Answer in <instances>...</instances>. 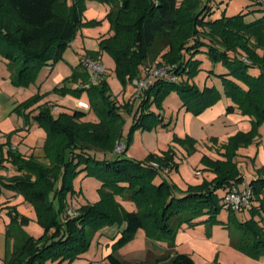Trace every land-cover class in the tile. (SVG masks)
<instances>
[{
	"label": "trees",
	"instance_id": "trees-1",
	"mask_svg": "<svg viewBox=\"0 0 264 264\" xmlns=\"http://www.w3.org/2000/svg\"><path fill=\"white\" fill-rule=\"evenodd\" d=\"M71 1L0 0V58L7 60L13 85L29 86L40 68L52 67L62 58L83 24L86 9L87 0ZM103 1L110 4L106 16L110 31L101 37L100 49L89 56L99 61L101 50H107L124 85L142 76V67L165 64L176 79L155 78L139 94L137 105L133 99L120 105L108 98L103 79L101 88H87L90 109L78 106L54 115L55 105L46 102L31 111L39 94L15 107V113L45 129L48 159L24 155L10 139L0 142V168L9 162L16 170L10 177L1 176L0 183L31 201L45 231L39 237L29 234L23 226L30 218L23 215L20 222L19 215L10 212L13 221L6 232L3 264H70L89 252L100 231L113 225L121 230L99 264H126L119 250L140 229L149 241L165 243V252L134 264H197L189 253L176 250L178 232L213 223L232 228L235 247L254 256L264 253V169L247 183L253 190L251 217L235 219L233 225L219 218L227 209L225 194L244 181L235 161L238 150L257 139V126L264 123V0H250L245 9L230 15L227 8L217 13L215 0ZM78 68L73 79L86 83L89 72L84 66ZM202 71L206 80L218 77L223 91L214 83L200 84L196 77ZM173 92L183 107L197 114L214 106L224 94L232 100L228 112L238 108L254 122L250 131H239L225 142V159H205L214 173L212 179L180 192L164 176L167 168L178 165L169 151L150 153L142 161L127 156L125 147L115 158L105 155L116 151L125 111L132 116V130L165 125L163 114L153 107L161 108ZM90 111L95 120L88 119ZM81 173L100 181L101 199L69 215L68 195L76 193L74 180ZM121 199L134 208L124 206Z\"/></svg>",
	"mask_w": 264,
	"mask_h": 264
},
{
	"label": "rangeland",
	"instance_id": "rangeland-1",
	"mask_svg": "<svg viewBox=\"0 0 264 264\" xmlns=\"http://www.w3.org/2000/svg\"><path fill=\"white\" fill-rule=\"evenodd\" d=\"M248 3H250V0L214 1L217 13H221L227 8L228 15L245 9ZM109 9L110 4L106 1H86V9L82 16L83 24L76 31L62 58L53 65L51 71H48V65L40 68L35 81L27 87H22L23 94L22 96L19 94V97L24 100L35 94L40 95L31 111L46 102L55 105L52 109L54 115L67 111L68 108H79L77 103L80 99L88 103L91 101L87 88L91 85H99L101 88L100 82L103 79L107 83L108 90L106 93L108 98L120 105L133 99V102L137 105L140 98L139 94L144 90L140 89L137 83L139 79L150 75L151 71L160 67L169 70V64L144 69L142 67L143 75L124 85L114 70V57L107 50L102 49L99 53V62L104 67L102 78L98 81L91 78L94 75L93 68L89 65L86 66L84 62H87V58L90 57L89 54H94L100 49L101 37H104L110 31V22L106 17ZM248 18L252 19L253 16L251 15ZM5 61L7 60L5 59ZM78 66V69L83 68V66L86 67L89 72V79L86 83L73 79V72ZM218 67L216 66V69ZM6 68L9 70L8 67ZM206 77V71H202L196 77V80L202 85L205 81L217 84L223 91L221 80L218 77H209L208 80H206ZM81 86H86V89L78 91V93L74 91ZM58 87L64 91L57 89ZM228 103L231 104L232 100L223 94L214 107L197 114L183 107L180 96L178 93L173 92L164 100L161 108L153 107L154 110H159L163 114L165 125L156 123L150 129L136 128L132 130V116L125 111L127 115L122 136L115 147L116 151L105 155L111 158L117 157L119 155L117 148L120 143L126 148L127 156L140 161L145 160L150 153L161 155L169 151L173 154L178 165L171 170L167 168L164 171V176L177 187L178 192L187 190L191 185H198L205 179H212L214 176L211 165L205 159H225L222 154L224 152L222 146L228 141L229 137L239 131H250L254 127L251 117L242 113L238 108L234 112H228ZM90 113L88 119L95 120L94 111H90ZM14 116L19 119V124L13 126L11 122L5 123L1 127L0 134L2 138L6 139L5 142L10 139L12 144L24 155L35 154L41 160L46 161L48 158L45 157V129L42 126L33 124L32 121L29 123L22 114L16 113ZM10 127L15 129L12 130ZM257 133V139L252 144L241 147L235 159L242 173L251 178L253 175H258L260 169H264V123L257 126ZM239 184L242 188L245 186V182ZM100 185V181L93 176H87L85 173L77 176L74 180L76 193L68 195L69 207L67 213L76 215L81 205L100 200ZM8 198L11 200V206L4 211V216H0V227H5V223L8 225L12 223L13 216L10 214L12 212L13 215H19L20 222L23 215L30 218V222L23 226L26 232L35 237L42 235L45 229L40 224L37 211L31 201L23 194H17L0 183V204L6 202ZM119 201L124 206L131 208L129 207L130 202L122 199ZM249 217H251L250 210L231 212L223 209L219 214L221 220L226 222L230 220L232 225L235 219L243 220ZM231 229V227L224 226L223 223L204 224L202 231H200L202 236L201 234L191 235L188 233L190 234L189 238H186L188 240L181 243L179 249L182 252H190L197 264H264V253L254 256L232 244ZM107 241H110V238L99 233L89 252L70 264H87L89 261L99 264L105 258L103 254L105 248L108 247ZM11 243H14L13 238ZM150 244H153V242L149 241L145 231L140 229L133 240L120 248L119 253L126 264H134L137 261L147 260L165 252L164 250L161 253L158 247ZM93 255L94 257L91 258ZM0 264H3L2 258H0Z\"/></svg>",
	"mask_w": 264,
	"mask_h": 264
},
{
	"label": "crops",
	"instance_id": "crops-1",
	"mask_svg": "<svg viewBox=\"0 0 264 264\" xmlns=\"http://www.w3.org/2000/svg\"><path fill=\"white\" fill-rule=\"evenodd\" d=\"M53 65H52L51 69L48 68V71H51L53 69ZM6 67H7V61H5V59L1 57L0 58V132L2 131L1 127L5 123L11 122L13 126H17V124H19V119L15 118V116H14L16 114L14 112V109L20 102L24 101V99L22 97H19V94H21V96L23 94V88L17 87V86L12 84L11 78H10L11 72ZM80 100H82V99H80ZM228 104H227V106H228ZM212 107H214V106H212ZM212 107H210V108H212ZM73 109H75V108H68L67 111H72ZM29 123H31V122H29ZM33 124H36V123H33ZM27 127L29 128L30 125ZM10 128L12 130L15 129L14 127H10ZM5 140L6 139H3L1 134H0V142L5 143ZM13 147L16 148L15 145H13ZM16 149H18V148H16ZM15 173H16L15 168L9 162L6 163V167L0 168V178H1V176L10 177V176L14 175ZM255 176H257V175H253V177H255ZM250 178L251 177H246L244 174V181L243 182H245V184H247L249 182ZM238 187L242 188L240 186V184H238ZM10 202H11V200L8 198L6 202L0 204V216H4V211L11 206ZM130 205H129V207H131V208H129V209L134 208L132 203H130ZM203 225L204 224L198 225L194 228H191V227L182 228L178 232V235H177L176 250L179 252H182L179 249V245H181V243H183L184 241L188 240L186 238H189L190 234L191 235L201 234V236H202V233L200 231H202L201 229H202ZM7 228H8L7 223H5V227H0V258H2L3 260L6 256V250H7V235H6ZM120 230H121V228L119 226L114 225V226H108V227L104 228L102 231H100L101 234L107 235L110 238V241H107L108 247L105 248V250H104L105 253L103 254V256H106L111 251L110 245L113 243V238L117 235V233ZM188 233H190V234H188ZM96 238H95V240H96ZM99 240H101V238H99ZM150 245H153L154 247H158L160 249L159 251H161V253H162V251L165 250V243H163V244L153 243ZM185 253H189L191 255L190 252H185ZM93 257H94V255L91 256V258H93ZM91 258H90V260H92Z\"/></svg>",
	"mask_w": 264,
	"mask_h": 264
},
{
	"label": "built area",
	"instance_id": "built-area-1",
	"mask_svg": "<svg viewBox=\"0 0 264 264\" xmlns=\"http://www.w3.org/2000/svg\"><path fill=\"white\" fill-rule=\"evenodd\" d=\"M87 62L85 61L86 66H92L94 75L91 77L94 79V81H98V79H101L102 74L104 72V67L98 60L93 59L92 57L87 58ZM51 69V66H49ZM171 66H169V70L165 67L157 68L153 71H151L150 75L143 77L139 79V82H137L140 86V89H145L148 87V85L153 82L155 78H162V77H170L172 79H176V76H173L171 74ZM78 106L83 109H90L91 105L90 103L79 100ZM124 148V145L120 143V145L117 148V151L121 152ZM253 202V190L248 185L245 184L243 188H239L238 186H234L228 192L225 194L223 204L225 208L231 209L233 211H243V210H249L252 207Z\"/></svg>",
	"mask_w": 264,
	"mask_h": 264
}]
</instances>
